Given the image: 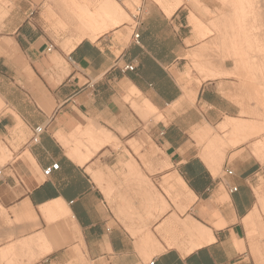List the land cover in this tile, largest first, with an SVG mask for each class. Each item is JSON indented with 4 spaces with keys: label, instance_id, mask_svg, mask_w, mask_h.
<instances>
[{
    "label": "crops",
    "instance_id": "0c3cea01",
    "mask_svg": "<svg viewBox=\"0 0 264 264\" xmlns=\"http://www.w3.org/2000/svg\"><path fill=\"white\" fill-rule=\"evenodd\" d=\"M113 1L128 16L124 2L132 5L133 0ZM106 2L0 0V144L11 155L0 167V239H4L0 253L12 250L17 254L26 243L34 250L31 258L39 255L30 264H131L135 257L128 255L129 249L144 258L159 245L178 249L174 246L177 239L168 245L157 231L171 213L152 221L150 230L143 229L139 224L144 221L138 220V228L126 231L86 171L91 158L80 166L69 157L74 147L68 143L72 133L94 130L111 134L110 130L118 128L128 135L135 131L138 120L124 99L138 98L132 102L134 108L149 102L164 117L166 124L158 122L154 129L159 157L168 177H179L188 191L189 196L172 187L173 199L186 208L181 217L173 213L211 230L213 241L195 249L200 253L197 259L201 264H264V162L262 153L254 149L264 145V139H255L264 133V122L249 117L256 116L255 107L264 115L261 57L248 54L242 45L243 54L234 58L227 45L230 50L225 52L235 67L231 61L223 67L213 65L205 59V51L193 60L194 53L206 50L201 47L203 38L211 30H221L228 17L221 12L220 21L206 25L201 15L183 3L170 15L157 5H143L140 16L131 17L133 24L123 21L92 41L83 33L78 18L81 11L93 12ZM191 14L208 30L203 37L192 25ZM197 47H201L199 51ZM88 49L99 53L97 60L82 57ZM194 63L204 68V73H198L200 79L190 77L191 69L197 71ZM131 64L133 71L122 72ZM206 70L221 74L206 78ZM257 80L263 86L261 91L256 88ZM217 97L227 111L217 108L216 115L209 116L211 101ZM229 120L259 131L233 146L232 130L226 127ZM204 125L211 129L210 134H196ZM39 126L44 132L33 145V130ZM223 133L225 137L220 135ZM95 139L90 140L100 144ZM81 144H87L85 137ZM38 146L48 154L55 148L78 170L71 189L42 176ZM178 153L189 158L175 160ZM127 169L131 176L140 173L132 162ZM226 171H232V176ZM230 188L237 191L230 193ZM150 206L157 210V202ZM121 211L116 207L117 213ZM156 216V212L152 214L154 219ZM140 228L144 231L138 234ZM146 230L156 244L143 241ZM41 238L43 245L38 242ZM45 247L48 250L42 254Z\"/></svg>",
    "mask_w": 264,
    "mask_h": 264
},
{
    "label": "rangeland",
    "instance_id": "374dc122",
    "mask_svg": "<svg viewBox=\"0 0 264 264\" xmlns=\"http://www.w3.org/2000/svg\"><path fill=\"white\" fill-rule=\"evenodd\" d=\"M164 1H166V3L169 4V3H173L174 0H164ZM263 1L264 0H252L253 3L255 2L254 3L255 8H253L254 10L253 13L255 14L256 20L254 24L255 25L257 24V26L259 27V24L262 23V25H260L261 30L258 29L256 30V32L259 38H261L264 41V2ZM218 2L223 7V9L220 8ZM182 3L188 9H194L199 15H201L204 21L206 22V25H209V23L213 22L214 20L220 21L221 12L225 13V15L227 16L231 11L229 5L223 3L221 0H181V4ZM143 5L148 7H155V8H157L156 7L157 5L164 13L167 14V12L163 10L164 4H162L158 0H139V2L137 1L133 3V5L125 4L124 2V6L128 12V17H129L128 20H126L125 22H127L128 24H133L131 17L137 15L139 17L141 13L138 12L139 13L138 14L136 10L137 8H141L142 10ZM203 6L207 7L212 12V14H208V10ZM190 16L192 19V25L197 31H199L198 33L200 37H203L206 33H208V30L205 27H203L199 22H197L192 14ZM224 24L228 27L227 21L225 19H224ZM224 24L223 27L225 31L223 27H222L223 32L222 30H220V32L219 30H211V32L203 38L204 42L202 43L201 47L206 48V50H204L205 59L208 60L213 65L223 67L227 61H231L233 63V66L235 67L236 64L235 61L229 58L225 52L226 50H230L227 46L228 45L227 42H229V38L230 36H232L233 32L231 31V29L225 27ZM226 29L227 31L229 29V33L226 31ZM251 55H255V54H251ZM256 55L261 57L260 59L261 62H259L258 64L261 65L263 62L262 55L258 53H256ZM240 56H235V57L240 58ZM61 63L64 64L63 61H61ZM199 65L201 69L196 68L197 71L191 69L190 71L191 78L198 77L200 79L199 74L204 73L203 66L201 64ZM186 69H188V67H186ZM232 77L234 79L240 80V76L238 75H233ZM255 83H256V88L259 91H261L263 86H260L258 80ZM124 100L129 105L132 114L138 120V124H136L135 131L127 135L126 132L118 128H114V130H110L111 134L114 136L113 141H110L109 143L105 144L104 147H102L99 151L94 153L91 159L89 160L87 167L94 172H101L104 178L107 179V181L111 185L112 193H111L110 202H112V204H109L108 203L109 201L106 200L105 195L102 192L101 188L96 184L99 190L102 192L104 200L111 210L112 216L119 222V224L126 231L129 232V229L134 230L135 228H138V220H142L144 222L140 223L139 225L143 226V229L147 228L150 230L152 221L153 223H156L158 220L165 219L169 215V213L174 214L173 212H177L180 215V217L181 215H185V214L183 212L180 213L181 212L180 211L181 207H179L180 204L177 200L175 201L172 197V192H173L172 187L167 186L165 183L169 175H168V171H166L164 168L161 158L159 157L161 156V150L159 149L158 144L155 140L154 129H156V125L158 122H163L164 124H166L164 117L157 110L153 114L146 115L145 117L142 116L141 118V116L136 113L134 104L132 103L133 101H137L138 98H133L131 99V101L127 99ZM54 109H55V105H54ZM249 117L254 119L257 123L264 122L262 117L260 118L254 115L253 116L250 115ZM255 132L258 131L256 130ZM73 134L74 133L68 135V137H71ZM220 135L225 137L226 133ZM255 139H257V141L263 140L264 133L259 135ZM230 144L233 145L232 143ZM246 148L248 150L250 149L249 146H247ZM7 156L8 157L10 156L9 158H11V155L8 153V151H7ZM7 156L6 158H4L5 161L4 160L2 161L3 163H1L0 161V167L3 166L5 163H8V161H10V159L9 160L7 159ZM151 160L154 162L153 164H151ZM130 162H132L135 165L136 169L140 172V174L147 179L150 185H152L155 193H158L167 202L169 207L164 214L161 215L159 214L160 215L159 216L158 211L156 209L152 211L151 215L147 213V210L150 206V202L147 201L146 198L144 197L146 191H144L143 184L139 182V180L133 175L132 176L129 175L127 164ZM89 175L92 178L91 174ZM217 176L221 177L222 173L219 172ZM262 182L263 180L260 179V183ZM118 206L121 207L122 210L121 214L116 212V207ZM155 212L158 215L156 216L158 217L157 219H154V217H152V214L154 215ZM143 229L142 228L138 229V234L143 232L144 231ZM132 236H134V234H132ZM3 242L4 239L2 240L0 239V245ZM4 259L6 258H3V260L0 259V264H6V260Z\"/></svg>",
    "mask_w": 264,
    "mask_h": 264
},
{
    "label": "bare ground",
    "instance_id": "6f19581e",
    "mask_svg": "<svg viewBox=\"0 0 264 264\" xmlns=\"http://www.w3.org/2000/svg\"><path fill=\"white\" fill-rule=\"evenodd\" d=\"M137 1L139 2V0H133V3L137 2ZM158 1H160L162 4H164L163 10L166 11L168 15H170L175 9H177L181 5V0H174L173 3H169V4L166 3V1H164V0H158ZM221 1L223 3L228 4L229 8L232 11V13L230 15L226 16V17H228V19L224 18L225 20H227L228 27L225 25L226 23L225 24L223 23L225 25V27L231 29V31L234 33L233 38H229V42H227L231 48L232 57L242 55L243 54L242 50H241L242 45H245L247 48L248 54L258 53V54L262 55L263 62L260 66L264 67V41L261 38H259V36L257 35V32H256V30H258V29L261 30L260 25H262V23L259 24V27L257 26V24L256 25L254 24V22L256 20L255 14L253 13V11H254L253 8H255L254 7L255 2L253 3L252 0L251 1L250 0H221ZM85 7L86 6H83V8H85ZM128 18L129 17L122 11L120 6L115 1L107 0V2L105 4L99 6L98 9L94 10L93 12H91L88 9H85L83 12L81 11V15L79 16L78 20L80 22L81 27L84 29L83 33L86 34L89 37V39L93 41L102 32L108 30L109 28H111L113 26L119 25L123 21L128 20ZM224 19H223V21H224ZM221 23H222V21H221ZM218 25H219V23H218ZM217 29H215V30H217ZM223 29H224V27H223ZM229 29H228V31L226 29V31L228 33H229ZM224 31H225V29H224ZM222 32H223V30H222ZM67 45H68L69 49L72 47L71 42H69ZM260 48H262V49H260ZM198 51H199V49H198ZM203 52H204V49L200 50L196 54L194 53V55L192 56V59L195 60V59L201 57ZM229 55H230V53H229ZM194 64H195V68L201 69L199 64H197V63H194ZM207 72L208 73H206V75H205L206 78L207 77H209V78L214 77L215 78L216 76H219L221 74L220 71H219V74H218V72H213V71H211V72L207 71ZM222 72H223V70H222ZM225 75H227V73H225ZM255 110H256L255 115L260 117V118L262 117V119H264L263 113L258 112L257 107H255ZM135 111L142 118V116L145 117L146 115L153 114L154 112L157 111V109L155 107H153L149 102H145L143 104V106L135 107ZM226 127H230L232 130V132H231L232 138H231L230 142H232L233 146H237L238 144L247 141L251 136H254L256 133H258V132H255L256 131L255 127H251V126L246 125L243 122L234 121V120L227 121ZM195 132H196V134H199L202 136H207L208 134H210L211 129L209 127H207L206 125H204L203 127L196 129ZM84 137L87 139L86 145L81 144V141H82V139H84ZM94 138H96L95 142H100V144H98V145L96 143L94 144V141H93ZM113 138L114 137L111 134H108L104 131H100L99 133H96L94 130L77 132L75 135H72L68 139V143L70 145L72 143H74V147L71 150V154H69V157L72 158L78 165L82 166L85 162H87L92 157L93 153L96 152L101 145H104V144L109 143L110 141H113ZM90 139H93V140H90ZM254 149H256L255 152H261L262 153L261 155L263 156V159H261L262 160L261 162H264L263 161L264 160V145L258 144L255 146ZM6 156H7V151L0 144V161H1V163H3L2 161L4 160V158H6ZM9 157L7 156L8 160L10 159ZM258 158H260V156ZM210 164H212V163H210ZM212 165H209V167L211 168L213 173H216V169ZM86 171L89 174H91L92 179L101 188L106 199L110 202V200H111V188L109 187V182L107 181V179L104 178V176L101 174V172H94V171L90 170L89 168ZM135 172H136V174H134L133 176L136 177L139 180V182H141L143 184L144 191H146L144 194V197L146 198V200L149 201L150 204L151 203L155 204V202H157L158 215L164 214L168 210V207H169L167 202L159 194L156 195L154 192L152 193L151 186H150L149 182L147 181V179L144 178L137 171H135ZM165 183L167 186L175 187V190L180 189L181 191L186 192L188 195L187 188H186L185 184L183 183V181L179 177L170 176L166 179ZM172 185H175V186H172ZM176 193H178V191H176ZM179 197H180V195L176 196L175 198L177 199ZM152 210H153V208L151 206H149L147 213H149L151 215ZM185 210H186L185 207H181L180 213H182V212L184 213ZM157 229H158L159 234L162 236V238H164V240L166 241V243L168 245H171L172 241L174 239H177L178 243H177V245L174 244V246H176L178 249L186 248L189 250H193V249L199 248L200 246H202L204 244H208V243L213 241V237L211 235V230L209 228L205 227L204 225L200 224L199 222L193 220L192 218L188 217V216L185 217L184 220H181L175 214L171 213L168 217V220H166V221L163 220V223ZM178 239L180 240V242L178 241ZM143 241L146 244H151L152 242H153V244H156L155 243L156 240H155L154 236L148 230L146 231L145 238L143 239ZM38 242L40 245H43L44 244L43 238H41ZM173 242L175 243V241H173ZM29 247H31L30 244L24 243V244L20 245L17 254L15 252H13L12 250L1 252L0 253V257H1L0 259L3 260V258H6V257L8 259L9 256H11L10 257L11 261L7 260L8 261V262L6 261L7 264H30L31 262L33 263L34 261H36L38 259L37 256H39V255H37V256L35 255V257L31 258L32 256H34V254L33 255L31 254L34 250L32 251L31 250L32 248H30V250H31L30 251ZM39 247H41V246H39ZM39 247L37 246V248H39ZM160 247L161 246L159 245L157 250ZM47 250H48L47 247H45L42 254L47 252ZM28 253H30V255H29L30 259L29 258L26 259L28 257ZM42 254H40V255H42ZM23 259L26 260L25 263L22 262Z\"/></svg>",
    "mask_w": 264,
    "mask_h": 264
},
{
    "label": "snow or ice",
    "instance_id": "6c2138e0",
    "mask_svg": "<svg viewBox=\"0 0 264 264\" xmlns=\"http://www.w3.org/2000/svg\"><path fill=\"white\" fill-rule=\"evenodd\" d=\"M81 55L95 61L99 53L88 49L82 52ZM217 108H224L227 111V106L219 97L211 101V107L208 109L209 116H215ZM37 151L39 152V162L42 169H47L50 174L49 179L56 182L61 188L67 186L71 189L76 182L78 170L64 158L63 153L52 148L50 154H48L40 151L39 146L37 147ZM188 158V156H181L179 153L174 157L175 160H186ZM128 255L135 257L131 261V264H201L197 259V256L200 255L197 250L169 248L165 245H161L158 250L151 253L147 258L142 257L139 252L131 249L128 250Z\"/></svg>",
    "mask_w": 264,
    "mask_h": 264
},
{
    "label": "built area",
    "instance_id": "2783aa9c",
    "mask_svg": "<svg viewBox=\"0 0 264 264\" xmlns=\"http://www.w3.org/2000/svg\"><path fill=\"white\" fill-rule=\"evenodd\" d=\"M137 13L139 12H141V8H137ZM138 13V14H139ZM133 18H137L138 17V15L137 16H132ZM133 39L134 40H137L138 39V35H134L133 36ZM52 50V46H50V47H48L47 48V51L48 52H50ZM133 69H134V66L131 64V65H126L123 69H122V72H131V71H133ZM43 132H44V127H42V126H39V127H36L34 130H33V134H32V137H31V143L33 144V145H37L38 143H39V140H40V137H41V135L43 134ZM226 174L228 175V176H232V171H226ZM49 172H48V170L47 169H43L42 170V176L44 177V178H47V177H49ZM237 191V189L236 188H230L229 189V192L230 193H234V192H236Z\"/></svg>",
    "mask_w": 264,
    "mask_h": 264
}]
</instances>
